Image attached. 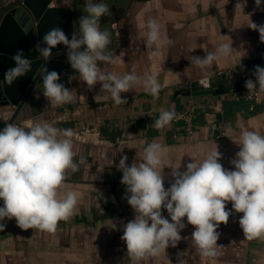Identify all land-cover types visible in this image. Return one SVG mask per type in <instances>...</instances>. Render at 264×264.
Returning a JSON list of instances; mask_svg holds the SVG:
<instances>
[{"label": "crops", "instance_id": "0c3cea01", "mask_svg": "<svg viewBox=\"0 0 264 264\" xmlns=\"http://www.w3.org/2000/svg\"><path fill=\"white\" fill-rule=\"evenodd\" d=\"M121 6L123 12L118 21L106 26L112 41L108 50L115 63L101 61L99 66L102 71L118 75L134 72L140 77L155 76L162 85L159 98L154 99L136 85L121 94L127 103L115 105L110 94L101 93L99 83L89 89L80 81L70 64L57 68L59 82L74 93L75 101L53 108L42 96L34 104L39 111L25 124L47 119L57 128H71L77 133L74 162L79 167L69 175L63 191L78 194L79 210L69 220L60 221L55 233L22 230L14 218H5L2 223L6 227L0 231V264H129L121 236L122 226L134 219V211L124 198L126 186L121 183L123 173L118 170L122 156L128 157V165L138 162L143 148L155 139L164 149L167 189L173 182L169 167L183 171L188 162L202 161L217 145L222 154L220 163L225 169L234 170L230 161L239 151L240 133L255 130L264 134V97L260 102L246 100L242 106L229 93L232 83L218 74L249 59L264 44L259 32L247 26L250 20L264 24V0L260 8L255 0H124ZM150 19L159 22L161 32V40L151 47L146 45ZM166 40L171 43H164ZM221 43H232L235 50L231 56L204 69L191 63L192 56L203 57ZM205 74L211 77V89L199 85L190 96L175 95L179 88L199 81ZM189 100L195 103V114L199 116L195 117L192 133L174 120L164 129L152 127L162 109L174 108L178 112L185 109ZM79 158L83 161L79 162ZM226 208L231 210V202ZM162 214L170 219L166 210ZM241 216L233 210L227 225L221 224L217 229V244L221 247L214 260L201 258L194 250V226L187 224L185 218L186 227L181 232L185 239L176 247L170 246L166 254L140 264H177L178 253L189 257L188 264H264V239L245 240L239 226ZM110 221L119 230H113Z\"/></svg>", "mask_w": 264, "mask_h": 264}, {"label": "clouds", "instance_id": "9594fccd", "mask_svg": "<svg viewBox=\"0 0 264 264\" xmlns=\"http://www.w3.org/2000/svg\"><path fill=\"white\" fill-rule=\"evenodd\" d=\"M261 4L262 0H255L257 8ZM82 11L85 15L79 18V29L71 39L60 27H53L42 37L46 46L36 45L39 55L48 61L52 49L63 44L80 81L89 89L99 83L101 93L110 94L115 105L127 103L121 94L133 90L136 85H141L145 93L158 99L162 85L155 76L140 77L134 72L118 75L100 68L101 61L115 63L108 50L111 32L100 23L101 17L112 15L106 0H84ZM247 26L258 31L260 41L264 42V24L250 20ZM160 40L159 22L148 20L146 45L151 47ZM234 50L232 43H221L214 51L203 57L192 56L190 61L204 69L221 58H228ZM152 54H156L155 50ZM12 59L15 67L5 73L0 87L11 85L31 71L32 61L25 58L22 50ZM40 74V91L51 107L75 101L74 93L59 82V73L42 67ZM252 76L255 79L245 82L248 94L257 90L264 93V67L255 66ZM199 83L209 85L207 74ZM177 118L174 108L162 109L152 127L164 129ZM76 135L73 129L57 128L47 119L34 120L28 125L6 123L0 130V199L3 200L0 231L6 227L2 223L5 218H14L22 230L55 233L60 221H67L78 212V194L63 191L69 175L79 167L74 162ZM237 144L239 151L230 161L234 170L223 167L220 163L222 154L215 145L202 161L191 160L183 171L169 167L173 182L167 189L163 174L164 149L155 139L143 148L138 162L128 165V157L122 156L118 170L122 171L121 183L126 186L124 198L134 211V219L122 226L121 236L129 264H140L166 254L170 246L176 247L185 239L181 236L186 227L185 218L187 224L194 226L191 244L201 258L214 260L219 256L221 246L217 244L220 235L217 229L221 224L227 225L233 210L242 213L239 226L245 240L264 239V134L255 130L242 131ZM228 202H231V210L226 208ZM162 210L167 211L170 219L162 214ZM110 227L119 230L112 221ZM177 255V264H188L189 257L185 253Z\"/></svg>", "mask_w": 264, "mask_h": 264}, {"label": "water", "instance_id": "95a60500", "mask_svg": "<svg viewBox=\"0 0 264 264\" xmlns=\"http://www.w3.org/2000/svg\"><path fill=\"white\" fill-rule=\"evenodd\" d=\"M123 2L124 0H108L112 15L108 20L100 22L102 28L108 27L107 23L111 26L118 21L123 12ZM83 3L84 0H0V81L4 80L5 73L10 68L15 67L12 56L17 51L22 50L25 58L32 61L31 71L18 77L11 85L0 87V130L6 123L20 122L28 125L25 121L37 114L40 108H36L34 104L43 96L40 91L42 67H46L48 71H56L62 64H70L67 48L63 44L52 49L48 61L39 55L36 45L45 47L42 43L43 35L56 26L71 39L72 34L79 29V18L85 15L82 11ZM104 18L107 17H101V20ZM245 65L252 69L259 66V60L247 59ZM198 87L199 81L187 83L175 95L190 96ZM104 143H108V140H104ZM100 151L98 148V153ZM86 153H89V147L86 148ZM81 161L83 158H79V162Z\"/></svg>", "mask_w": 264, "mask_h": 264}, {"label": "built area", "instance_id": "2783aa9c", "mask_svg": "<svg viewBox=\"0 0 264 264\" xmlns=\"http://www.w3.org/2000/svg\"><path fill=\"white\" fill-rule=\"evenodd\" d=\"M249 59H258L259 66L264 67V44L259 45ZM253 70L254 68L248 69L245 65V61H243L234 67L220 70L218 74L232 83V87L230 88L229 93L233 98L238 100L245 99L260 102L264 97V93H261L257 90L248 94V90L245 87V82L247 79H255V77L252 76ZM207 77L210 81L209 85L205 86L200 83L199 85L204 89H211V77L208 75ZM204 78L205 76L201 77L199 81ZM195 111V103L192 100H189L186 103V107L184 110L176 112L178 118L174 119L175 122L180 123L182 126H184L185 131L189 134L194 130V120L196 117Z\"/></svg>", "mask_w": 264, "mask_h": 264}, {"label": "rangeland", "instance_id": "374dc122", "mask_svg": "<svg viewBox=\"0 0 264 264\" xmlns=\"http://www.w3.org/2000/svg\"><path fill=\"white\" fill-rule=\"evenodd\" d=\"M218 80H223V79H222V78H221V79L218 78ZM226 82H227V81L224 82V85H226ZM238 101H240V102H238V103H240L242 106L244 105V102H246L245 99H241V100H238ZM242 101H243V102H242ZM197 117H199V116H196V118H197ZM196 118H195V121H196Z\"/></svg>", "mask_w": 264, "mask_h": 264}]
</instances>
